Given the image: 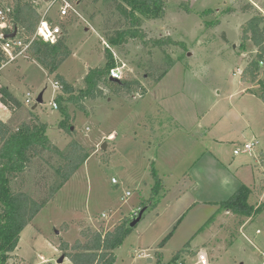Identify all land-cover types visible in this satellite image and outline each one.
Returning a JSON list of instances; mask_svg holds the SVG:
<instances>
[{"label":"rangeland","instance_id":"obj_1","mask_svg":"<svg viewBox=\"0 0 264 264\" xmlns=\"http://www.w3.org/2000/svg\"><path fill=\"white\" fill-rule=\"evenodd\" d=\"M166 1L163 18H144L127 35L128 43L116 46L109 39L131 28L118 10L119 0H83L80 17L59 19V4L52 10V21L63 35L67 32L71 50L59 73L76 90L86 88L89 69L107 66L111 53L116 64L126 66L125 80L139 81L147 92L145 97L140 90L118 93L101 84V97L80 103L85 112L67 104L74 118L71 134L61 130V110L50 106L56 97L53 76L30 56L2 70V83L24 106L17 122L28 120L42 95L43 104L33 112L48 124L52 144L67 152L77 142L93 151L22 231L9 264H71L62 244L91 242V232L113 230L139 210L154 187L152 167L163 189L156 207L141 211L134 232L116 250L115 264H174L179 252L178 262L195 264L199 251L212 264H264V103L259 87L242 83L237 71L256 56L250 43L241 49L242 26L252 14L240 8L249 3L264 11V0ZM48 6L42 2L41 15ZM231 8L235 13L227 14ZM168 38L186 48L155 45ZM0 119L9 123L13 117L0 106ZM254 141L259 144L250 154H234ZM58 164L59 157L44 153L12 182V189L44 197L41 186L57 182ZM241 186L253 191L249 204L258 213L252 218L217 213L218 204ZM127 192L132 195L123 203Z\"/></svg>","mask_w":264,"mask_h":264},{"label":"trees","instance_id":"obj_2","mask_svg":"<svg viewBox=\"0 0 264 264\" xmlns=\"http://www.w3.org/2000/svg\"><path fill=\"white\" fill-rule=\"evenodd\" d=\"M80 6L83 0H75ZM118 10L130 23L128 31L120 30L116 33L117 37L109 39L112 45L128 43V37L131 31L139 29L144 18L161 19L165 15L166 0H119ZM43 0H0V9L11 7L9 14L10 20L14 25V30H18L21 36L32 37L37 30L41 20ZM188 14L192 11L189 7L185 9ZM235 9L227 10V14L235 13ZM244 14H252V17L242 26V44L241 49L246 51L248 43L256 49V56L248 62L241 74V82L247 85H257L259 92L257 95L264 103V67L261 63L264 61V15L256 10L254 5L246 4L240 8ZM54 24H56L53 21ZM133 29V30H132ZM10 35L12 31L6 30ZM67 32L60 37L54 44H48L42 40H35L29 50V56L37 62L53 80L59 81L63 85V94L56 97L59 110L62 112L63 121L60 124L61 130L69 134L72 133L71 118L67 104L77 105L82 112L86 111L85 106L80 105L83 100L97 99L101 97L103 91L101 84L107 85L114 92H120L126 88L127 93L134 94L141 91L142 97H145L146 90L137 80L121 81L111 80L109 78L110 69L116 66L111 53H107V66L105 68H91L86 77V88L76 90L63 76L59 70L71 55V50L67 43ZM134 36V35H132ZM155 45L165 50V46H180L186 48L185 43L174 42L171 38L156 40ZM5 62V57L0 51V66ZM157 80V82H159ZM1 104L12 114L13 119L6 123L0 119V254L2 264H7L11 259V254L16 252L22 231L29 226L39 213L54 199L58 191L64 187L77 171L89 160L93 151L88 150L77 142H72L67 152L61 151L54 146L47 137L48 124L42 122L41 118L32 110L29 112L27 121L17 122L15 119L19 113L24 110L23 104L11 94L7 88L2 90ZM75 132V131H74ZM50 153L59 157V164L56 168L59 178L50 188L41 186L43 196L36 199L25 191H14L12 182L25 173L29 165L44 153ZM151 175L154 180V187L150 198L144 200L136 215L125 217L121 223L113 230L90 233L92 241L88 243L77 242L74 246L63 243L61 251L66 253L67 259L71 264H115L116 250L122 246L124 241L134 232L131 223L139 216L144 208H155L157 194L163 189V180L159 177L157 170L152 167ZM47 188H49L47 190ZM264 191V190H263ZM252 190L246 186H241L236 193L229 199L218 204V212L223 210L230 211L241 218H252L258 213L254 207L249 204ZM208 220L206 225L212 222ZM87 233L83 235L87 239ZM166 239L161 243L164 245ZM189 245V244H188ZM180 252L175 255L174 264L180 258ZM43 264H52L51 262Z\"/></svg>","mask_w":264,"mask_h":264},{"label":"built area","instance_id":"obj_3","mask_svg":"<svg viewBox=\"0 0 264 264\" xmlns=\"http://www.w3.org/2000/svg\"><path fill=\"white\" fill-rule=\"evenodd\" d=\"M44 1V0H43ZM232 2H236L237 0H231ZM250 2L252 0H249ZM253 3V2H252ZM47 10L42 14L40 23L37 27L36 33L32 37L21 36L18 30H14V25L10 20L9 14L12 12L11 7H5L0 9V51L3 53L5 57V62L0 66V100L2 98V90L4 88L2 80H1V72L2 70L9 64L14 63L20 59H27L29 57V50L32 47V44L35 40H42L45 43L54 45L56 44L60 37L63 36V31L60 26L54 24L52 21V10L56 5H60L59 10L57 11V16L59 19H64L67 17H80L78 12V3L75 0H49ZM6 30L12 31L10 35L5 33ZM15 37H12L13 35ZM261 66L264 67V61L261 63ZM125 67L124 65H118L109 71V78L115 81H121L125 77ZM239 75L242 74V70L238 69ZM53 89L56 93V97L63 93V85L54 80ZM56 97L50 103V106L53 109H59L58 103L56 101ZM25 104L30 106L32 104L30 100V95H27V99ZM0 106L4 107L1 102ZM5 108V107H4ZM259 142L254 141L252 143H247L244 145L242 150H235L234 154L239 155L240 153H251L253 148L257 146ZM112 184H117L116 180L112 181ZM132 193L127 192L126 197L122 198V202L125 203L126 200L131 197ZM136 211L133 213L136 215ZM104 218H107V215L103 214ZM10 259L7 264H9ZM0 264L1 254H0ZM176 264H183L181 261H177ZM195 264H212L208 255L206 253L199 251L196 255V263Z\"/></svg>","mask_w":264,"mask_h":264},{"label":"water","instance_id":"obj_4","mask_svg":"<svg viewBox=\"0 0 264 264\" xmlns=\"http://www.w3.org/2000/svg\"><path fill=\"white\" fill-rule=\"evenodd\" d=\"M48 1L49 0H44V2H46V3H48ZM16 35L14 34L12 37H15ZM43 104V96L42 95H40L39 96V98L37 99V101H36V105L34 106V108H33V111H35L36 109H37V107L39 106V105H42ZM141 215H142V212L141 213H139V216L131 223V228H134V227H136L137 225H138V223L140 222V220H141ZM60 264V263H59Z\"/></svg>","mask_w":264,"mask_h":264},{"label":"crops","instance_id":"obj_5","mask_svg":"<svg viewBox=\"0 0 264 264\" xmlns=\"http://www.w3.org/2000/svg\"><path fill=\"white\" fill-rule=\"evenodd\" d=\"M256 7V6H255ZM263 15H264V11L263 10H261L259 7L257 8ZM69 30V29H68ZM88 30H90V29H86L85 31L86 32H89ZM69 47V46H68ZM96 68H98V67H96ZM88 73V72H87ZM61 75V74H60ZM87 75V74H86ZM62 76V75H61ZM64 77V76H63ZM65 78V77H64ZM66 79V78H65ZM67 80V79H66ZM68 81V80H67ZM69 82V81H68ZM70 83V82H69ZM71 84V83H70ZM3 86H4V88H7L4 84H3ZM8 89V88H7ZM9 90V89H8ZM10 91V90H9ZM12 94V93H11ZM13 95V94H12ZM14 96V95H13ZM11 120V119H10ZM219 140V139H218ZM189 178V180H191V182H192V178L191 177H188ZM198 234V233H197ZM196 234V235H197ZM196 235H194V237L196 236ZM190 245V244H189ZM199 246H197L196 247V249L198 248ZM190 251H193V249L191 248V249H189ZM186 251V250H185ZM184 255H188V254H184ZM149 261L151 262L152 260L151 259H149Z\"/></svg>","mask_w":264,"mask_h":264}]
</instances>
